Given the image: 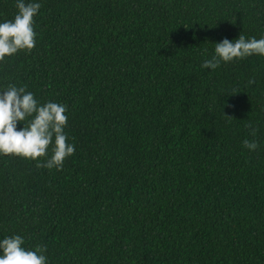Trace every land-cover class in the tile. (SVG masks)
Listing matches in <instances>:
<instances>
[{
  "label": "trees",
  "instance_id": "obj_1",
  "mask_svg": "<svg viewBox=\"0 0 264 264\" xmlns=\"http://www.w3.org/2000/svg\"><path fill=\"white\" fill-rule=\"evenodd\" d=\"M25 2L36 44L0 61V90L66 105L75 153L0 154V239L47 264H264V56L202 67L264 37V0Z\"/></svg>",
  "mask_w": 264,
  "mask_h": 264
},
{
  "label": "clouds",
  "instance_id": "obj_2",
  "mask_svg": "<svg viewBox=\"0 0 264 264\" xmlns=\"http://www.w3.org/2000/svg\"><path fill=\"white\" fill-rule=\"evenodd\" d=\"M15 6L18 12L14 19L0 23V61L21 50L31 52L36 44L34 17L41 7L40 3L16 0ZM252 55L264 56V37L246 39L240 34L235 40L224 38L215 43V54L205 60L202 67L214 70L221 62ZM234 93L226 92L228 95ZM66 112L67 106L56 102L40 105L25 87L9 85L7 89L0 90V154L37 160L48 156V149L52 146L51 157L45 163H38L37 167L61 170L65 159L75 153V146L67 142L64 131L68 121ZM21 122L23 127L18 128ZM246 126L255 136L257 130L251 124ZM243 144L252 151L259 146L255 140L245 139ZM24 242L20 235L0 239V264H47L46 246L26 249Z\"/></svg>",
  "mask_w": 264,
  "mask_h": 264
}]
</instances>
